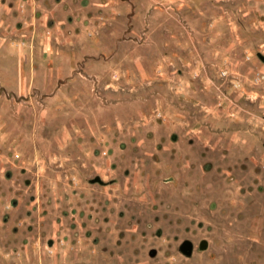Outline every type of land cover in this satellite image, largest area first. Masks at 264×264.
I'll use <instances>...</instances> for the list:
<instances>
[{
  "label": "rangeland",
  "instance_id": "1",
  "mask_svg": "<svg viewBox=\"0 0 264 264\" xmlns=\"http://www.w3.org/2000/svg\"><path fill=\"white\" fill-rule=\"evenodd\" d=\"M0 264H264V0H0Z\"/></svg>",
  "mask_w": 264,
  "mask_h": 264
},
{
  "label": "water",
  "instance_id": "2",
  "mask_svg": "<svg viewBox=\"0 0 264 264\" xmlns=\"http://www.w3.org/2000/svg\"><path fill=\"white\" fill-rule=\"evenodd\" d=\"M202 247L205 248L206 247V243H204Z\"/></svg>",
  "mask_w": 264,
  "mask_h": 264
}]
</instances>
